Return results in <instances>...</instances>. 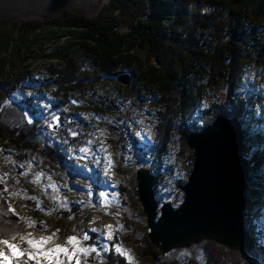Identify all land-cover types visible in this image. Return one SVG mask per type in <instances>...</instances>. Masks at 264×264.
<instances>
[{"label":"trees","instance_id":"16d2710c","mask_svg":"<svg viewBox=\"0 0 264 264\" xmlns=\"http://www.w3.org/2000/svg\"><path fill=\"white\" fill-rule=\"evenodd\" d=\"M102 1L82 8L76 0L62 5L52 0L40 4L42 9L34 14L0 16V145L2 155L15 164V178L0 183V241L16 239L26 228V220L11 211L7 191L19 196L17 189L29 186L30 172L39 163L55 170L72 163L65 143L44 139L49 127L39 123L42 119L48 121L58 112L60 123L66 121L69 126L75 124L69 121L72 115L78 119V114L87 119L92 113L111 116L115 120L108 122L111 142L122 149L125 134L116 114L128 100L145 99L154 109L158 138L155 144L140 142L139 147L135 141L128 162L133 184L128 188L117 176L114 190L140 263L178 264L163 261L148 238L136 192L137 167L149 162L155 195L178 206L180 186L193 162L188 134L218 116L237 118L244 130L249 179L242 217L264 262V0ZM200 4L205 10L191 8ZM88 12L95 14L89 17ZM122 75L128 76L126 85L118 82ZM105 85L111 93L98 96ZM71 108L73 114L63 112ZM23 111L32 121H25ZM85 122L86 128L93 125ZM69 138L77 143V138ZM170 156L173 160L168 162ZM166 175L173 182L166 186L169 192L159 194L158 183ZM26 202L36 208L33 200ZM261 211L258 224L254 219ZM60 215L69 218L71 213L61 211ZM112 246L101 260L93 254L91 262L131 264L115 254ZM208 246L204 243L203 264H229ZM190 260L181 264H199ZM55 262L71 264L60 255ZM20 264L38 263L24 255Z\"/></svg>","mask_w":264,"mask_h":264},{"label":"rangeland","instance_id":"374dc122","mask_svg":"<svg viewBox=\"0 0 264 264\" xmlns=\"http://www.w3.org/2000/svg\"><path fill=\"white\" fill-rule=\"evenodd\" d=\"M50 1L52 0H0V16L19 12L34 14L42 9L40 4ZM59 1L62 5L69 3L70 0ZM96 1L76 0L82 8L90 7ZM108 1L103 0L102 4ZM191 8L205 10L201 4L192 5ZM46 12H50V9H46ZM94 14L95 12H88L87 16L92 17ZM39 62L35 65L38 68L41 64ZM108 90V86L105 85V90L100 89L98 96H105L106 92H110ZM13 102L14 100L11 104H14ZM46 102L48 101H42L44 108L48 107ZM73 104L78 106L75 101ZM262 105L264 108V104ZM63 112L69 116L74 110L65 109ZM153 112L154 109L149 102L141 99L137 102L128 100L122 112L116 114L120 118L118 124L121 125V132L125 134V146L122 149L111 142L109 133L111 125L108 122L115 121L111 116L103 118L92 113L94 120L92 117L90 119V116L87 119L86 116L78 114L80 117L78 119L72 115L69 121L75 124L69 126L66 125V121L63 122L64 125L60 123L58 112H53L48 121L42 119L39 123L49 127L44 133V139L52 142L56 138L58 142L65 143L69 156L73 157L72 163L65 165L61 170L46 169L39 163L35 171L30 172L29 186L24 185L28 190L20 186L21 189H17L19 196L7 191L6 199L11 211L16 217L26 220V228L16 239L0 241V264H20L24 255L26 259L38 264H42V261H46V264H57L55 262L57 255L71 261V264H93L92 255L95 254L97 259L101 260L108 254L112 243L111 249L115 254L124 257L131 264H143L140 263V259L138 260L140 253L128 240L123 213L118 207L119 197L114 190L117 176L124 186L131 188L133 184L128 162L135 141L139 142L138 147L141 146L140 142L155 144L153 141L158 138V134L155 130L157 122ZM23 113L26 115L25 121L26 119L27 122L32 121L25 111ZM85 121L93 125L88 124L86 128L83 125L86 124ZM68 136L77 138V143H72L70 138L67 140ZM1 146L0 183L4 184L8 177L15 178L13 174L15 164L2 155ZM172 160L173 157L170 156L168 162ZM121 164L122 167L119 168ZM140 167L152 169L147 161L137 169ZM172 182L168 175L164 176L162 182L158 183L159 194L169 192L166 186ZM156 197L159 204L167 202L164 196ZM29 199L34 201L36 208H29L26 202ZM170 203L174 207L177 206L176 203ZM134 208L135 212L139 210L137 206ZM61 211L69 212L71 216L66 218L60 215ZM262 214L261 211L254 219L258 224L259 221L262 223ZM93 236H96V242H93ZM204 243L209 245L207 249L210 252L224 255L229 264H264L255 249L232 251L209 240L160 255L165 262L175 260L181 264L191 259L203 264Z\"/></svg>","mask_w":264,"mask_h":264},{"label":"water","instance_id":"95a60500","mask_svg":"<svg viewBox=\"0 0 264 264\" xmlns=\"http://www.w3.org/2000/svg\"><path fill=\"white\" fill-rule=\"evenodd\" d=\"M118 82L128 83L122 75ZM192 167L180 186L182 200L174 207L158 203L150 169L136 170V192L146 220L148 238L164 255L204 240L232 251L256 248L244 226L249 162L244 157V130L235 117L218 116L187 137Z\"/></svg>","mask_w":264,"mask_h":264},{"label":"bare ground","instance_id":"6f19581e","mask_svg":"<svg viewBox=\"0 0 264 264\" xmlns=\"http://www.w3.org/2000/svg\"><path fill=\"white\" fill-rule=\"evenodd\" d=\"M248 231V230H247Z\"/></svg>","mask_w":264,"mask_h":264}]
</instances>
